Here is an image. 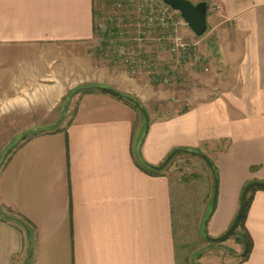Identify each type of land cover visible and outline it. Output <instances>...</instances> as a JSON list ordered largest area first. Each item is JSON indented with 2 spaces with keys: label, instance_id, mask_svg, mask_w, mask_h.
I'll list each match as a JSON object with an SVG mask.
<instances>
[{
  "label": "crops",
  "instance_id": "1",
  "mask_svg": "<svg viewBox=\"0 0 264 264\" xmlns=\"http://www.w3.org/2000/svg\"><path fill=\"white\" fill-rule=\"evenodd\" d=\"M203 1L209 70L176 69L204 85L172 113H149L146 128L132 104L98 89L75 93L69 116L60 107L79 84L144 90L88 58L78 76V45L94 38L93 0H0V134L67 119L19 143L0 168V210L23 221L0 214V264H187L175 226L190 181L147 170L175 148L215 166L216 175L192 154L203 161L193 176L207 199L196 222L211 237L230 226L244 185L264 182V0ZM249 194L243 220L252 247L241 264H264V187Z\"/></svg>",
  "mask_w": 264,
  "mask_h": 264
},
{
  "label": "rangeland",
  "instance_id": "2",
  "mask_svg": "<svg viewBox=\"0 0 264 264\" xmlns=\"http://www.w3.org/2000/svg\"><path fill=\"white\" fill-rule=\"evenodd\" d=\"M135 2H137V0H94V18L99 31H106L110 26H118L127 28L126 30H128L130 34L132 33L135 37L138 36V32H140L137 30L139 27H137L136 21L138 8L136 4H134ZM159 2H161V0H155V3ZM171 15L176 22H178V28L186 39L189 41H197L198 49L204 52L202 50L203 42H201L202 39L200 38L205 32L201 36H196L192 33V35L188 37L185 35L188 27L178 15V12L172 10ZM122 16L124 18H122ZM151 36L153 35L147 34L142 36L141 39L128 43L134 49L133 55H136L138 58L139 66L134 67L135 70H130L129 65L124 63L117 54L112 53L111 50L109 51L107 47L105 49L103 44H100L101 37L98 35L94 36L91 41L78 45V76L80 77V74L83 73L82 67L85 64V58H88L93 62L92 66L94 69L103 68L104 72L108 70L111 73L119 74L121 72L126 75L128 74V78H131L133 82L136 81L142 85L144 87L142 94L130 91L127 95L137 100L140 105L145 108L149 118V113L155 116H164L172 113L176 108L182 107V105L186 103V101L182 100L186 92L194 91L196 87H201L204 84L200 79L188 74L187 70L183 67H181V69L185 70V75L181 76V73L178 71L179 69H176V67L180 68L178 66L181 63L178 62L171 53L160 50L156 42H154L155 39ZM140 59L145 61V63L152 62L154 68L158 71L168 69L171 72V69L174 70L173 73L171 72L172 79L170 82L163 84L151 81L148 68L147 66H143L145 63H141ZM123 70H125L126 73H124ZM78 86L81 85L79 84L68 89L60 104L62 111H65L67 116H69L67 112H71L74 107L75 90ZM153 108H156V110L153 111ZM66 120L67 119H61L58 123L64 124ZM48 121H52V119L30 120V123H34V125L26 130L29 131L46 127V125H49L46 124ZM23 134H0V164L6 159L10 152L9 150L20 140ZM197 161L203 162L199 157L196 158L192 157V155L178 154L173 158L170 165L165 170L171 177L183 176L184 181H190V183H183L185 184V188L183 189L182 197H184L186 201H183L185 205L179 210L182 214L178 224L175 226V236L177 237L178 244H183L184 246L181 253L185 257L187 264H241V262L245 261L241 255L243 243L236 240L234 235L228 236L217 242L207 240L203 236L204 232L200 236V231L203 229V226H197L196 221H198V215L207 199L203 196L206 186L204 183H200L201 180L196 177L200 175L197 174V172H199L198 169H200V165ZM206 209L205 216L208 214V211L212 209V195L209 200L208 208ZM205 221L206 219L202 222L204 223ZM181 264L183 263L181 262Z\"/></svg>",
  "mask_w": 264,
  "mask_h": 264
},
{
  "label": "built area",
  "instance_id": "3",
  "mask_svg": "<svg viewBox=\"0 0 264 264\" xmlns=\"http://www.w3.org/2000/svg\"><path fill=\"white\" fill-rule=\"evenodd\" d=\"M138 8L137 30L140 35L134 37L136 40L141 39L144 35L151 36L155 39L157 47L160 50L171 53L178 62L189 64L195 70L207 72L209 70L208 55L198 49L197 41H189L180 32L179 24L171 15L172 9L162 1L155 3V0H137L135 2ZM121 34V33H120ZM112 53L117 54L124 63L129 65L133 70L138 65V58L134 54L131 45L122 47L120 45L109 46ZM141 63L145 61L141 60ZM148 74L153 82L167 84L172 79L171 72L166 69L158 71L154 68L152 62L145 63ZM135 70V69H134Z\"/></svg>",
  "mask_w": 264,
  "mask_h": 264
},
{
  "label": "trees",
  "instance_id": "4",
  "mask_svg": "<svg viewBox=\"0 0 264 264\" xmlns=\"http://www.w3.org/2000/svg\"><path fill=\"white\" fill-rule=\"evenodd\" d=\"M93 3H94V0H93ZM93 16L95 17L94 5H93ZM122 18H124V17L122 16ZM137 18H138V16H137ZM137 18H136V21L138 20ZM110 27L107 28L106 31H101V30L99 31L98 27L96 26L95 18L93 20V36H97L98 35L99 37H101V40H100L101 43L100 44H103V46H104L105 49L107 47V49L110 51V48H109L110 45L111 46L120 45L122 47H127V46L130 45L128 43H132V42H134L136 40L134 38L135 36H133L132 33L130 34L128 32V30H126L127 28H123V27L121 28V27H118V26H110ZM107 88L108 87H104V86H94V85H87L86 86V85H82V86H78V88H76L75 91H76V93L84 92V91H90V90H96V89L102 90V91H106V92L112 93L113 95L117 96L118 98H122V99L126 100L127 102H129L130 104H132L135 107L134 103L131 100L132 97L130 95H127V94L122 93V92L119 93V94H117V93H114V92L110 91ZM132 99H134V98H132ZM135 108L138 111H140L137 107H135ZM140 113H141V111H140ZM142 117H144L143 114H142ZM58 122H60V120H58L56 123L50 124V125H48L46 127L37 128L35 130H29L28 132L24 133L20 137V140L9 150L10 151L9 154L11 153V151L15 147H17V145H19V143H21V142L29 139L28 137H32V135L35 134L36 132H39V131H42V130H56V129H58L59 126H60V123H58ZM185 151H188V154L191 153L190 155H192V154H195L196 155L197 154L196 153L197 152L196 150L194 151V150H187V149H185ZM8 155H7V157H8ZM136 158H137V156H136ZM173 158L174 157H172L169 160V162L165 165L164 169H167V167L170 165V163L173 160ZM4 161L2 162V164L4 163ZM137 163L140 164V165H143L142 162L139 161V160L137 161ZM2 164H0V168L2 167ZM212 169L214 171V175H216L217 172H216V169H215V166H214L213 163H212ZM147 170L150 171L151 173H162V169H161V171L160 170L157 171V170H153V169H149V168ZM210 170H211V168H210ZM256 187H263V186H256ZM256 187L250 188L248 190V192L246 193V196H245V204L243 206L244 209H243V212H242V214H241V216H240V218H239V220H238V222H237V224L235 226L234 237H235L236 240L241 241L243 243V251H242V254H241L243 256V260L248 257V255H249V253L251 251V247H252L251 246L252 245V241H251V238H250L249 234L247 233V230H246V228L244 226V220L243 219L245 218V213H246V208H247L246 206L248 205L249 200H250V194L249 193L251 191H253ZM243 188H242V190H243ZM211 212H212V209L209 210L208 215L206 216V219L211 214ZM0 214L3 217L9 218V219L11 218L12 220L16 221L17 223L23 224V221L21 219L15 218L14 216H9V215L1 212V210H0ZM25 226L28 227L27 225H25ZM203 231H204V235H205L206 234L205 226H203ZM28 236H29L28 237V241H27L28 242V248H29V251H31V242H29L30 241V232H29Z\"/></svg>",
  "mask_w": 264,
  "mask_h": 264
},
{
  "label": "water",
  "instance_id": "5",
  "mask_svg": "<svg viewBox=\"0 0 264 264\" xmlns=\"http://www.w3.org/2000/svg\"><path fill=\"white\" fill-rule=\"evenodd\" d=\"M164 4L168 5L172 10H175L178 12V15L183 19V21L185 22V24L187 25V27L193 32L194 35L196 36H201L205 31H206V26H207V9H208V5L206 1H198V2H192L190 0H161ZM107 89H109L110 91L119 94L120 92H118L117 90L108 87ZM132 102L134 103L135 107H137L141 113L144 116L145 119V127L147 128L148 126V113L145 110V108H143L140 103L135 100L132 99ZM180 151H185V149L183 148H175L173 149L166 157L165 159L158 165H152L150 164L149 167L153 170H161L163 167H165V165L169 162V160L176 155L177 152ZM198 155H200L203 160L206 162V164L211 168L212 172V163L209 160L208 157H206L205 154L200 153V152H196ZM217 178L216 176H214V182H213V195H212V208L215 205V201H216V194H217ZM254 186H263L264 187V182L262 181H257V180H251L249 181L243 188L242 192H241V196H240V204L238 207V210L236 212V215L234 217V219L232 220V223L230 224V226L220 235L215 236V237H211L209 235L205 234V238L211 242H217L220 241L228 236L234 235L235 233V226L243 212L244 209V204H245V196L246 193L248 192V190Z\"/></svg>",
  "mask_w": 264,
  "mask_h": 264
}]
</instances>
